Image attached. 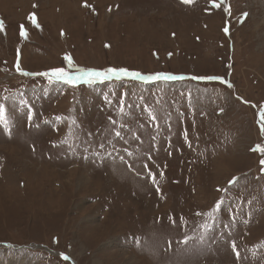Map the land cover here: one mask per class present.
Returning <instances> with one entry per match:
<instances>
[{"label":"rangeland","instance_id":"1","mask_svg":"<svg viewBox=\"0 0 264 264\" xmlns=\"http://www.w3.org/2000/svg\"><path fill=\"white\" fill-rule=\"evenodd\" d=\"M0 17V264H264V0H0ZM110 67L183 79L41 75ZM56 114L58 134L38 130ZM94 137L137 154L138 175L56 158ZM148 154L168 166L157 189Z\"/></svg>","mask_w":264,"mask_h":264},{"label":"built area","instance_id":"2","mask_svg":"<svg viewBox=\"0 0 264 264\" xmlns=\"http://www.w3.org/2000/svg\"><path fill=\"white\" fill-rule=\"evenodd\" d=\"M53 88H55V85H54ZM101 88L103 90L105 89L104 87H101ZM108 88H111L115 92V94H116V101H119V105L118 106H113V107H115V108L121 107L122 106V103L118 99V94L120 92V90L118 89V86H116L117 89H113V87H110V86ZM103 92L104 91H102L101 96L103 95ZM58 93H60V92H58ZM182 96H183V93H182ZM104 101H107L108 102L107 99H105ZM135 107L139 111L143 110V108L140 107V106H135ZM132 108L133 107H129L127 109L128 110H131ZM190 112H192V110H190ZM124 115H127V110H124ZM49 116H50V119L51 120L54 119V121L58 117L57 114L56 115H49ZM167 116L169 118L170 117V114H167ZM187 116L189 117V114L188 113H183V114L179 115L178 117H179V119L185 118V120L188 121V117ZM55 123H57V122L55 121ZM62 125H63V123H62ZM62 125H60V126H62ZM57 132H58V130L55 131L54 133L58 134ZM62 136H64V135H62ZM55 140H60V138L59 139L58 138H54L53 141H52V143H49L51 145V147L53 148L52 150H57V148L55 147V145H52V144H56L55 143ZM98 140H97L96 137H94L90 143H89V140H85V141H81V142L78 141V146L80 148H82V150H83V151L80 150L79 147H78V152L82 155V157H83L82 160L83 161H85L86 163L87 162L92 163L93 165H95L97 167L102 166L103 163L106 162V161H108V160L113 161V160H117L119 158H122L123 160L126 161V159L124 158V156L122 155V153H120V150H119L118 146L114 143V141H108L107 139H105L104 142H100ZM64 142L66 143L65 140H64ZM75 146H76V140L73 142V144L71 146H68V147H70L72 149H75ZM84 146H87V147L84 149ZM101 146H103V147H101ZM50 156H51V154L48 153L47 154V157H50ZM56 158H58V157L56 156ZM80 158H81V156H80ZM48 160L53 161V159H48ZM59 160H61V159H59ZM263 212H264V210H261L260 211V214L255 219H253L252 222H257V220L260 218V215ZM227 227L228 226H224V227L219 226L218 228H220V229H225L226 228L227 234H228L230 230ZM240 228L242 229V231H245V228L246 227L244 225H242ZM244 249H245V251H243V253L245 255L250 256V257H254V254L248 248H244Z\"/></svg>","mask_w":264,"mask_h":264},{"label":"snow or ice","instance_id":"3","mask_svg":"<svg viewBox=\"0 0 264 264\" xmlns=\"http://www.w3.org/2000/svg\"><path fill=\"white\" fill-rule=\"evenodd\" d=\"M184 3H191L192 0H183ZM34 19H33V23H34ZM3 29V21H0V30ZM225 31H227V29H225ZM23 34V33H22ZM69 66H71V60H69ZM22 75H28V73H22ZM41 75H51V78L57 81H61L63 83L66 84H73V86L75 85V82L82 79L83 76H87L88 79L85 81L87 83H93L95 82V80L97 78H101L103 80H108L111 78H116V79H120L121 77H128L131 78L133 80H173V79H183V77H177V76H168V75H162V74H157L155 76H144L139 72H135V71H129L127 69L124 68H108L106 71H91V72H87L84 73L83 76H73L68 74L64 68H58L55 69L51 72V74L49 73H41ZM193 80L196 79H201L199 77H192ZM207 79H215L212 77H209ZM261 118H262V122H264V112H261ZM262 129H264V123H262ZM117 136H120V133L117 132L116 133ZM103 147V146H101ZM261 165L264 166V160L260 161ZM221 207V204H217V208ZM210 231V229H209ZM201 240H203V236L200 237ZM183 243H187V238H185L183 241ZM64 259H67V257H64Z\"/></svg>","mask_w":264,"mask_h":264},{"label":"bare ground","instance_id":"4","mask_svg":"<svg viewBox=\"0 0 264 264\" xmlns=\"http://www.w3.org/2000/svg\"><path fill=\"white\" fill-rule=\"evenodd\" d=\"M2 19H1V17H0V21H1ZM160 189H162V192H161V194L164 196L165 195V192H164V187H163V185L160 187ZM71 257H73V256H71ZM72 260V259H71ZM73 261V260H72Z\"/></svg>","mask_w":264,"mask_h":264},{"label":"flooded vegetation","instance_id":"5","mask_svg":"<svg viewBox=\"0 0 264 264\" xmlns=\"http://www.w3.org/2000/svg\"><path fill=\"white\" fill-rule=\"evenodd\" d=\"M143 143H145V142H143ZM146 146V145H145ZM147 153V151H142V152H140V155H143V154H146Z\"/></svg>","mask_w":264,"mask_h":264}]
</instances>
